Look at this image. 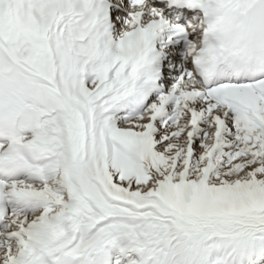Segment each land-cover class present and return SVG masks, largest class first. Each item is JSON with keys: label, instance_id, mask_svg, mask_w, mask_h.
<instances>
[{"label": "snow or ice", "instance_id": "1", "mask_svg": "<svg viewBox=\"0 0 264 264\" xmlns=\"http://www.w3.org/2000/svg\"><path fill=\"white\" fill-rule=\"evenodd\" d=\"M0 264H264V0H0Z\"/></svg>", "mask_w": 264, "mask_h": 264}]
</instances>
